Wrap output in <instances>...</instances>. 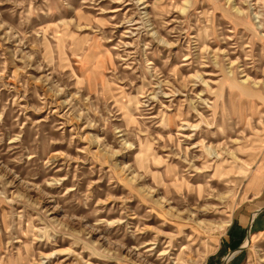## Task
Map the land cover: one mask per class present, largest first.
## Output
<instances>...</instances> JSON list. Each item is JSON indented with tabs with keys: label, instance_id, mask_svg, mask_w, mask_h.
<instances>
[{
	"label": "rangeland",
	"instance_id": "rangeland-1",
	"mask_svg": "<svg viewBox=\"0 0 264 264\" xmlns=\"http://www.w3.org/2000/svg\"><path fill=\"white\" fill-rule=\"evenodd\" d=\"M263 13L0 0V264H264Z\"/></svg>",
	"mask_w": 264,
	"mask_h": 264
},
{
	"label": "crops",
	"instance_id": "crops-1",
	"mask_svg": "<svg viewBox=\"0 0 264 264\" xmlns=\"http://www.w3.org/2000/svg\"><path fill=\"white\" fill-rule=\"evenodd\" d=\"M258 179H261L262 181L260 182L261 187L259 195H257L255 199L260 198V200L258 203H255L256 208L254 211V215L250 219L247 230H249V232L252 231L256 233H261L264 231V160L263 165L261 166L260 172L258 174Z\"/></svg>",
	"mask_w": 264,
	"mask_h": 264
},
{
	"label": "bare ground",
	"instance_id": "bare-ground-1",
	"mask_svg": "<svg viewBox=\"0 0 264 264\" xmlns=\"http://www.w3.org/2000/svg\"><path fill=\"white\" fill-rule=\"evenodd\" d=\"M262 3H263V10H264V0H262ZM254 16H255L256 18L260 17L258 13H256ZM263 18H264V13H263ZM263 25H264V22H263ZM261 26H262V24L259 23V25H257L256 29H257V30L260 29ZM261 34L264 35V33H261Z\"/></svg>",
	"mask_w": 264,
	"mask_h": 264
}]
</instances>
